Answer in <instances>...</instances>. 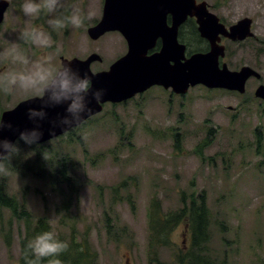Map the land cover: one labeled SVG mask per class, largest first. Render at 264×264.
Wrapping results in <instances>:
<instances>
[{
    "label": "rangeland",
    "instance_id": "obj_1",
    "mask_svg": "<svg viewBox=\"0 0 264 264\" xmlns=\"http://www.w3.org/2000/svg\"><path fill=\"white\" fill-rule=\"evenodd\" d=\"M5 1L0 51L9 41L20 43L31 62L46 55L56 68L61 57L84 60L94 53L100 61L90 65L92 73L107 71L126 53V42L117 32L97 40L87 35L101 18L103 0H61L57 14L66 16L77 8L87 19L79 28L69 25L60 30L48 25L53 17L46 12L24 16V0ZM195 1L206 2L227 24L242 16L255 21L252 32L261 43L229 45L221 61L229 70L253 68L260 81L249 80L242 95L198 85L184 95L153 87L121 104H105L100 113L68 131L69 139L66 133L46 143L58 145L69 156L76 185L70 195L59 196L33 180L22 160L17 164L22 177L19 172L4 176V190L23 201L33 218L44 217L57 236L72 232L77 241L88 243L97 264H147L150 200L158 199L166 212L179 207L180 192L200 191L211 218L209 250L219 258L225 255L228 264L264 263V101L251 91L257 83L264 84V54L257 52L264 48V0ZM32 27L50 34L48 47L18 40L22 30ZM187 37L184 33L179 41L189 56L198 45ZM4 70L24 68L0 61V71ZM35 96L0 92V115ZM123 181L124 187H118ZM20 231L6 212L0 216V264H19ZM171 238L179 247L189 241L183 225ZM158 257L170 261L165 249Z\"/></svg>",
    "mask_w": 264,
    "mask_h": 264
},
{
    "label": "water",
    "instance_id": "obj_2",
    "mask_svg": "<svg viewBox=\"0 0 264 264\" xmlns=\"http://www.w3.org/2000/svg\"><path fill=\"white\" fill-rule=\"evenodd\" d=\"M7 6V1L0 0V24ZM167 15L171 16V26L166 24ZM188 17L195 18L199 36L209 44L208 52L185 55V46L177 40V28ZM249 22L244 18L226 29L219 18L207 10L205 2L196 3L195 0H103L101 18L87 29V35L91 40H97L107 32H118L126 42L125 55L113 62L107 71H90V65L100 61V57L94 53L84 60L61 57L60 68L71 65L81 75L87 73L90 76L94 89L104 90L103 102L97 105L92 101L89 104L92 114L85 116L84 121L100 113L103 104L125 102L151 87L171 89L177 95H184L190 87L197 85L242 94L246 80L258 75L246 66L237 72L229 71L225 64L219 66V58L224 55L219 36L222 34L233 41L251 37ZM158 38L159 51L148 55ZM255 97L264 100V86L256 89ZM39 106V97H32L3 111L0 117L6 123H11L13 128L6 129L2 138L15 142L20 131L34 127L27 118L26 110ZM65 107L47 110L48 120L40 122L44 135L38 144L63 134L58 127L55 136H50L48 121L55 119L58 113L63 115Z\"/></svg>",
    "mask_w": 264,
    "mask_h": 264
},
{
    "label": "trees",
    "instance_id": "obj_3",
    "mask_svg": "<svg viewBox=\"0 0 264 264\" xmlns=\"http://www.w3.org/2000/svg\"><path fill=\"white\" fill-rule=\"evenodd\" d=\"M185 34L189 36L187 37L189 41L198 45L192 48L191 53L201 51L203 42L197 34L194 32L191 34L189 29L185 31ZM71 134L68 133L66 138L69 139ZM256 141L260 144V135L256 137ZM18 146L19 153L14 155L9 162L10 173L19 172V177H22L17 167V164L22 160L25 162L27 170L31 172L32 179L39 181L44 186L48 185L54 193L62 196L75 192L76 185L70 173L69 156L63 153L58 145L52 146L43 143L27 146L20 142ZM3 179L4 175H0V216L6 212L10 222L13 221L19 226V230H21L18 234L19 264H25L28 242L36 235L51 231V229L44 217L33 218L23 201L4 190ZM125 183L126 181L121 182L118 187H124ZM178 196L179 207L166 212L161 210L158 199L152 198L149 202L147 264H228L225 255L219 258L208 248V241L211 238V218L205 193L203 191L190 194L180 192ZM62 208L66 211L63 206ZM179 225L184 226L189 236L186 246L182 242L179 247L171 238L172 233ZM55 236L58 240L67 242L69 246L67 251L58 257L62 264H97L96 254L88 243L83 240L77 241L72 232L64 236ZM4 239L9 242L8 234L4 235ZM161 249L169 252V262L159 259L158 252ZM29 258L31 257L29 256ZM41 264H47V259H43Z\"/></svg>",
    "mask_w": 264,
    "mask_h": 264
},
{
    "label": "clouds",
    "instance_id": "obj_4",
    "mask_svg": "<svg viewBox=\"0 0 264 264\" xmlns=\"http://www.w3.org/2000/svg\"><path fill=\"white\" fill-rule=\"evenodd\" d=\"M61 0H24L21 5L26 17L48 13L53 18L47 21L53 30H60L71 25L81 27L87 17L81 10L73 8L68 15H59ZM18 40L39 47H48L51 36L44 29L32 27L22 30ZM21 44L8 42V46L0 51V61L23 66L24 70L0 71V92L15 95L18 92L39 97V108L29 107L26 115L34 127L19 132L15 142L2 138L3 132L11 130L13 125L6 123L0 117V175L9 174V162L19 153V143L27 146L38 144L44 133L41 131L42 121L48 120V109L66 106L64 114H57L49 120V135L55 136V129L60 128L66 134L72 128L84 121L85 116L92 114L89 104L95 101L97 105L103 102V89L93 88L92 80L87 73H81L71 65L56 68L51 64L50 57L42 55L37 62H31L21 50ZM91 97V99H89ZM67 242L60 241L51 231L42 232L30 240L26 246L25 264H41L47 259V264H62L58 258L68 249ZM29 256L31 258H29Z\"/></svg>",
    "mask_w": 264,
    "mask_h": 264
},
{
    "label": "flooded vegetation",
    "instance_id": "obj_5",
    "mask_svg": "<svg viewBox=\"0 0 264 264\" xmlns=\"http://www.w3.org/2000/svg\"><path fill=\"white\" fill-rule=\"evenodd\" d=\"M260 6H262V5L260 4ZM208 11L211 12L209 6H208ZM211 13H212V12H211ZM213 14H214V13H213ZM262 14H263V13H262ZM216 16H217V15H216ZM217 17H218V16H217ZM218 18H219V22H220L221 24H223V26H224L226 29H228V28H229L230 26H232L233 24L239 22L240 20H242V19H244V18H247L248 20H250V22H249V28H250V33L252 34L251 37H247V38H245L244 40H241V41H238V40L233 41V40H231V39H229V38H227V37H225V36H223V35L221 34V35L219 36V39H220V41H219V45L223 46V53H224V55H223V57L221 58L222 60H223L224 57L228 54V49H227V48H228L229 45L241 46V45H243L244 42L249 41V40H251L253 43H259V44L261 43V41L259 40V38H257V36L252 32L253 23H255V21H253L250 17H248V16H242L241 18L237 19L234 23H231V24H227L226 21H225L224 19L220 18V17H218ZM166 24H167L168 26H171V25H172V21H171V16H170V15H167V17H166ZM187 29H189V30L191 31V33L194 32L195 34H197V36L200 38V36H199V34H198V31H197V25H196V22H195V18H194V17H188V18H187V19H186V20H185V21H184V22H183V23L177 28V38H178V40H179V37L182 36V35L185 33V31H187ZM200 39H201L202 42H203V48L201 49V51H198V52L206 53L207 51H209V44H208V42H207L206 40H204V39H202V38H200ZM159 48H160V39L158 38V39L156 40V43H155L154 48H153L152 50H149L147 54L150 55V54H152V53L158 51ZM257 52H262L261 54H264V48H260V50L257 51ZM193 53H196V52H192L191 54H193ZM220 62H221L220 65L225 64V63L222 62L221 60H220ZM225 65H226V64H225ZM244 66H246V65H243V66L239 67L237 70H229L228 67H227V65H226L227 69H228L229 71H231V72H237V71H239V70H240L242 67H244ZM246 67H249V66H246ZM249 68L252 69V70L258 75V77H249V78L246 80L245 85H244V93H245V87H246V84L248 83L249 80L254 79L256 82H258V81L261 80V75H260V73H259L258 71H256V70H254V69L251 68V67H249ZM259 86H264V84H259V85H258V83H257L255 89H254V90L251 89V91H253V96H254L255 99H258V98L255 97V91H256V89H257ZM223 91H227V90H223ZM227 92L237 93V92H234V91H227ZM244 93H243V94H244ZM237 94H239V93H237ZM239 95H242V94H239ZM28 98H29V97H28ZM258 100H260V99H258ZM260 101H262V100H260Z\"/></svg>",
    "mask_w": 264,
    "mask_h": 264
}]
</instances>
